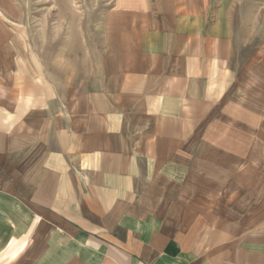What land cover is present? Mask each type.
<instances>
[{
    "label": "crops",
    "instance_id": "1",
    "mask_svg": "<svg viewBox=\"0 0 264 264\" xmlns=\"http://www.w3.org/2000/svg\"><path fill=\"white\" fill-rule=\"evenodd\" d=\"M215 4L126 1L97 89L0 19V264H264V67Z\"/></svg>",
    "mask_w": 264,
    "mask_h": 264
},
{
    "label": "rangeland",
    "instance_id": "2",
    "mask_svg": "<svg viewBox=\"0 0 264 264\" xmlns=\"http://www.w3.org/2000/svg\"><path fill=\"white\" fill-rule=\"evenodd\" d=\"M128 0H0V19L15 33L19 47L47 75L59 79L84 76L100 87L112 37L126 24ZM225 6L234 31L235 64L260 59L264 67V0H215ZM18 47V46H17ZM256 72V71H255ZM102 75V76H101Z\"/></svg>",
    "mask_w": 264,
    "mask_h": 264
}]
</instances>
